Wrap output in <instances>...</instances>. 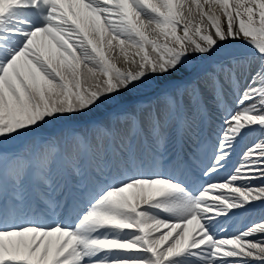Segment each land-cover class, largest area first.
Wrapping results in <instances>:
<instances>
[{"label": "snow or ice", "instance_id": "6c2138e0", "mask_svg": "<svg viewBox=\"0 0 264 264\" xmlns=\"http://www.w3.org/2000/svg\"><path fill=\"white\" fill-rule=\"evenodd\" d=\"M254 202L264 0H0V264H264Z\"/></svg>", "mask_w": 264, "mask_h": 264}, {"label": "bare ground", "instance_id": "6f19581e", "mask_svg": "<svg viewBox=\"0 0 264 264\" xmlns=\"http://www.w3.org/2000/svg\"><path fill=\"white\" fill-rule=\"evenodd\" d=\"M106 42V41H105ZM239 47V46H237ZM132 52L135 51V49L131 50ZM110 56H112L113 61L117 64V66L119 67H126V65L123 64L122 62V57L120 56H114L113 54L108 53ZM82 71H85V69H83ZM256 135V132H252L249 133L247 136H245V140H240L239 143L236 145L235 151L232 155V159L229 162V165L227 166V169L225 171V175L226 177L228 176L229 172L232 170L233 166H235L237 163H239V157H240V152L242 151V149H244L245 147H250L254 141V137ZM247 142V143H246ZM239 153V157L235 158V155ZM224 175V174H222ZM222 175L218 176L221 177ZM218 177H213V180H216ZM257 183H259V181H257ZM199 186V185H198ZM255 206L251 207L244 215H242L241 217L235 219V220H227L225 225L230 226V230H228L229 233H231V231L236 232L238 230H241L243 228H245L246 226H249L247 221H246V216L249 213H255L256 217H255V221H258L261 218H264V205H261L260 203H254ZM239 213V211H237V214ZM237 216V215H236Z\"/></svg>", "mask_w": 264, "mask_h": 264}]
</instances>
